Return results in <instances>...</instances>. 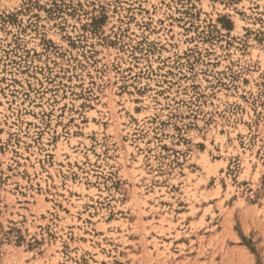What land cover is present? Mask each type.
Segmentation results:
<instances>
[{
    "label": "rangeland",
    "instance_id": "rangeland-1",
    "mask_svg": "<svg viewBox=\"0 0 264 264\" xmlns=\"http://www.w3.org/2000/svg\"><path fill=\"white\" fill-rule=\"evenodd\" d=\"M0 264H264V0H0Z\"/></svg>",
    "mask_w": 264,
    "mask_h": 264
}]
</instances>
